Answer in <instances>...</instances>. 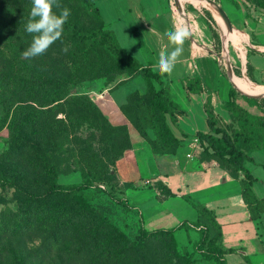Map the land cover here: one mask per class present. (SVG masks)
<instances>
[{
  "label": "rangeland",
  "instance_id": "obj_1",
  "mask_svg": "<svg viewBox=\"0 0 264 264\" xmlns=\"http://www.w3.org/2000/svg\"><path fill=\"white\" fill-rule=\"evenodd\" d=\"M169 1L175 15L178 2ZM58 2L70 10L67 22L84 32L107 27L101 15L86 11L82 0ZM252 2L264 11V0ZM32 7L33 0H0V84L7 88L0 94V216L7 210L29 213L26 208L29 204L65 208L67 212L81 208L87 211L88 221L105 220V230L95 235L83 223L70 228L61 223L57 227L33 224L27 233L0 231V264H187L182 256L187 251L176 248L168 235L149 236L139 230L140 220L129 214V204L119 195L116 180L113 183L117 162L132 150L128 157L140 160L141 177L137 185L147 189L142 200L151 206L155 199L159 200L150 189L163 187L162 181L151 180L159 176L158 172L168 171H154L156 164L152 158L160 155H154L152 148L158 151L169 148L163 119L171 125L169 115L162 113L153 101L151 89L157 91L160 86L153 80L148 84L140 71L122 68L102 50L90 52L86 57L84 46L64 28L61 38L43 55L25 59L22 53L31 46L35 35L26 31ZM62 8L54 7L53 11L59 15ZM183 9L189 32L196 26V19L216 27L206 7L183 2ZM208 9L220 25L224 24L213 8ZM242 48L247 60L253 50L239 42L225 51L217 40L211 53L220 59L225 76L230 77L234 100L247 108L243 97L264 99V93L255 88L264 89V73L262 79L255 80L249 78L247 71H241ZM29 70L36 80L26 81ZM230 70L234 73L229 74ZM238 85L250 88L252 93ZM57 96L61 99L54 102ZM16 105L27 108L18 135L27 142L24 148L10 145L9 125ZM251 112L257 113L254 109ZM139 128L145 129L147 139L141 136ZM43 167L53 168L58 182L63 176L69 177L68 184L62 185L80 184L81 173L99 175L102 181L87 182L86 188L75 196L58 193L50 197L49 203H35L30 197L45 195L48 189ZM167 176L173 184L178 179L172 174ZM130 197L132 194L131 204L140 201ZM181 210L180 218L192 217L189 209L181 207ZM112 228L121 235L117 240Z\"/></svg>",
  "mask_w": 264,
  "mask_h": 264
},
{
  "label": "crops",
  "instance_id": "obj_2",
  "mask_svg": "<svg viewBox=\"0 0 264 264\" xmlns=\"http://www.w3.org/2000/svg\"><path fill=\"white\" fill-rule=\"evenodd\" d=\"M177 2L175 16L169 0L95 1L105 25L114 32L121 47L143 66H148L153 72L162 75L165 83L169 85L171 98L185 111L184 115L176 116L175 124L170 125L173 136L179 141L175 154L152 158V162L156 164L154 171H168L158 172L159 176L151 180L162 181L166 185L165 188L154 186L150 189L154 193L153 196L159 199L151 201L154 206L147 200H142L147 189L137 185L141 171L138 167L139 159L128 157L133 153L132 150L125 152L117 162L116 186L119 187V195L130 206L129 214L135 215L134 220H140V227L146 230L168 229L183 222H195L199 218L195 207H204L211 211L221 228L219 246L224 250H233L224 254L225 264H264V214L256 219L251 218L242 193V183L245 179L243 174L232 176L216 160L204 158L199 147L192 144L198 132L209 131L203 108L207 97L211 98L215 113L225 123L230 122L228 113L223 109V104L229 99L230 77L225 76L220 59L211 53L217 40L222 43L223 49L225 44L228 48L235 42L249 46L253 53L247 60L253 69V78L255 80L263 78L264 11L247 15L241 0H177ZM183 2L206 7L216 27L209 22L210 28L203 20L196 19V26L193 25L190 31L192 34L188 31L182 55L178 58L173 71L170 74L161 73L158 68L160 51L165 45L168 53L175 47L170 44L165 33L176 28H189L186 24ZM209 7L218 13L224 24L218 23ZM200 14L197 16L200 17ZM211 29L216 32V38ZM239 55L242 59L240 65L243 66L241 71L246 72L247 60L243 48ZM194 77L200 80L202 91L187 97L182 81ZM250 156L252 161L245 162V168L255 178L250 187L251 191L255 198L261 200L264 199V152L255 151ZM171 174L178 178L174 184L168 180L167 175ZM60 182L68 184L69 177L59 178ZM130 194H132L130 198L139 199L141 202L131 204ZM181 207L189 209L192 217L180 218ZM174 237L180 248L191 252V243L198 239V232L191 227L188 231L184 229L176 231ZM194 259H196L194 264H216L213 260L201 259L197 254Z\"/></svg>",
  "mask_w": 264,
  "mask_h": 264
},
{
  "label": "trees",
  "instance_id": "obj_3",
  "mask_svg": "<svg viewBox=\"0 0 264 264\" xmlns=\"http://www.w3.org/2000/svg\"><path fill=\"white\" fill-rule=\"evenodd\" d=\"M96 0H82L83 6L89 13L100 16V11L95 4ZM187 1V0H185ZM257 1V0H256ZM247 15L253 12L263 10L258 5L254 4L252 0H241ZM252 5V7H251ZM207 12V11H206ZM208 16L210 14L207 12ZM72 37L76 38L80 44L84 46L86 57L90 52H97L98 50L104 51L112 60L117 62L122 68L127 71H140L143 73L148 84L153 80L160 88L155 91L152 90L153 101L156 107H158L162 113L169 115L170 122L176 123V116L185 114V111L173 101L169 91L168 83L163 81L162 75L153 72L148 66H143L136 58L131 56L124 48L119 44L114 32L109 28L98 27L91 32H84L82 29L75 25L66 22L63 26ZM217 34L214 32L213 36ZM2 55L5 54L2 52ZM14 61V58L11 60ZM248 64V62H247ZM247 74L250 79H253L252 68L247 65ZM33 71L26 72V81H34ZM17 79V78H15ZM14 79V80H15ZM182 86L185 91V95L188 97L190 94H198L202 91L201 82L198 78H187L182 81ZM240 88L247 92L252 93L250 88L238 85ZM6 87L0 84V94L2 91H6ZM235 93L234 88H230L229 99L223 104V109L228 113L230 122L225 123L214 111V107L211 102V98L207 97L204 102L205 119L208 126V133H197L198 147L202 155L206 159L216 160L224 169L228 170L232 176H236L242 173L244 181L242 183L243 197L247 203L251 218H259L264 214V199H257L251 191V184L255 181V178L245 168V162H251V153L255 151L264 152V99H255L250 97H243L247 104V108L237 104L233 98ZM61 96H57L58 101ZM13 106V104L11 105ZM254 109L257 113L251 112ZM27 115V108L21 105H16L13 109L10 131H11V148L12 144L15 148L18 146L26 147V140L18 137L22 131L21 125L24 118ZM163 133L166 137L169 148L165 151L156 150L152 148L154 155H171L175 154L176 149L179 146V141L173 136L171 129L167 122L163 119ZM139 133L145 139L147 134L145 129L139 128ZM264 167V165H263ZM47 176L46 184L48 189L45 195H39L30 197L34 199L35 203L47 201L49 203L50 197L57 195L58 193H70L75 196L77 191H82L86 188L87 182H101L102 177L96 174H84L81 173L82 181L77 185H62L57 180V174L51 167H43ZM116 171V170H115ZM115 180V172L113 177V183ZM163 188L166 187L162 182ZM161 195H165L162 193ZM29 213H21L20 210L4 211L0 216V231L9 234L25 232L27 233L34 225H55L59 226L61 223L66 228H70L75 223H83L90 233L98 235L102 231L105 220L88 221L86 210L77 208L72 212H67L65 208H42L40 204L27 205ZM199 218L197 221L192 222L190 225L198 232V239L192 242L191 252H186L182 255L187 264H194L195 254L199 255L201 259L213 260L216 264H225L224 254L232 252L231 249H222L218 242L221 238V228L215 220L211 211L204 207H195ZM191 227L187 222H183L174 228L168 229H155L146 230L140 227L139 230L143 231L149 236L155 234L168 235L176 248H180L174 237V233L178 230L188 231ZM105 230V229H103ZM112 233L116 234L114 238L121 237L119 231L112 228ZM190 242V241H189Z\"/></svg>",
  "mask_w": 264,
  "mask_h": 264
},
{
  "label": "clouds",
  "instance_id": "obj_4",
  "mask_svg": "<svg viewBox=\"0 0 264 264\" xmlns=\"http://www.w3.org/2000/svg\"><path fill=\"white\" fill-rule=\"evenodd\" d=\"M62 8L58 0H33L30 13V21L26 26L29 34H35L31 46L22 55L25 59L35 58L43 55L46 50L58 39L64 31L63 26L68 21L70 10L66 7L57 15L53 8ZM38 17V19H37ZM174 50L168 53L167 45L159 53L158 68L161 73L170 74L178 58L182 55L183 44L189 32L186 28H176L165 33Z\"/></svg>",
  "mask_w": 264,
  "mask_h": 264
},
{
  "label": "bare ground",
  "instance_id": "obj_5",
  "mask_svg": "<svg viewBox=\"0 0 264 264\" xmlns=\"http://www.w3.org/2000/svg\"><path fill=\"white\" fill-rule=\"evenodd\" d=\"M209 4H211L209 1H207ZM225 51L227 50V47L225 46ZM225 51H224V57H225V61H226V63H228L229 62V60H228V57H226L225 56V54L227 53H225ZM229 65V64H228ZM229 67H230V65H229ZM229 74H233L232 72H231V70H230V73ZM255 88H256V90L257 91H259V92H261V93H264V89H262L261 87H259V86H255Z\"/></svg>",
  "mask_w": 264,
  "mask_h": 264
},
{
  "label": "built area",
  "instance_id": "obj_6",
  "mask_svg": "<svg viewBox=\"0 0 264 264\" xmlns=\"http://www.w3.org/2000/svg\"><path fill=\"white\" fill-rule=\"evenodd\" d=\"M192 144H195V145L198 146V138H197V136H195V137L193 138V140H192ZM146 183H149V182L147 181ZM189 226L192 227L191 225H189ZM192 228H193V227H192Z\"/></svg>",
  "mask_w": 264,
  "mask_h": 264
},
{
  "label": "water",
  "instance_id": "obj_7",
  "mask_svg": "<svg viewBox=\"0 0 264 264\" xmlns=\"http://www.w3.org/2000/svg\"><path fill=\"white\" fill-rule=\"evenodd\" d=\"M231 67V66H230ZM244 94V93H243ZM245 96H251V95H246V94H244Z\"/></svg>",
  "mask_w": 264,
  "mask_h": 264
}]
</instances>
